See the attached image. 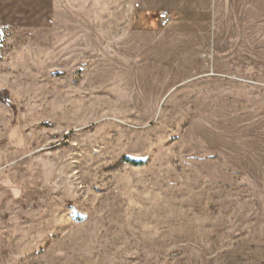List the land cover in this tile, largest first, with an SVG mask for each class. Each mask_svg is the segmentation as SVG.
Instances as JSON below:
<instances>
[{"label": "rangeland", "instance_id": "1", "mask_svg": "<svg viewBox=\"0 0 264 264\" xmlns=\"http://www.w3.org/2000/svg\"><path fill=\"white\" fill-rule=\"evenodd\" d=\"M1 97L0 264H264V0H0Z\"/></svg>", "mask_w": 264, "mask_h": 264}, {"label": "built area", "instance_id": "2", "mask_svg": "<svg viewBox=\"0 0 264 264\" xmlns=\"http://www.w3.org/2000/svg\"><path fill=\"white\" fill-rule=\"evenodd\" d=\"M157 21L159 26L164 27L169 24L170 15L167 10H162L157 15Z\"/></svg>", "mask_w": 264, "mask_h": 264}, {"label": "trees", "instance_id": "3", "mask_svg": "<svg viewBox=\"0 0 264 264\" xmlns=\"http://www.w3.org/2000/svg\"><path fill=\"white\" fill-rule=\"evenodd\" d=\"M0 99L3 100V101H7L6 98H4V97H1Z\"/></svg>", "mask_w": 264, "mask_h": 264}]
</instances>
